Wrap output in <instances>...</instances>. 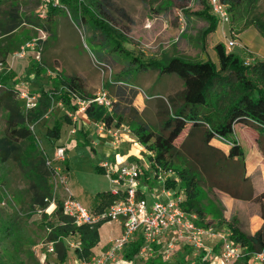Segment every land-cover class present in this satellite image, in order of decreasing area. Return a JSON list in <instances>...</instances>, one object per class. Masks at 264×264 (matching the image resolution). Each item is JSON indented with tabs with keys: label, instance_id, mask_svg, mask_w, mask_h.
<instances>
[{
	"label": "rangeland",
	"instance_id": "obj_1",
	"mask_svg": "<svg viewBox=\"0 0 264 264\" xmlns=\"http://www.w3.org/2000/svg\"><path fill=\"white\" fill-rule=\"evenodd\" d=\"M109 3L111 18L109 21L115 30L124 35L125 41L122 43L124 49L131 56L141 60L179 55L191 60L210 59L216 63L213 45L216 42L226 44L234 36L239 45L230 51L250 59L264 57V46L254 51L239 40L238 35L249 16V10L245 8L239 11L236 18H231L229 24L221 25L216 20L215 30L209 33L202 43L200 35L208 23L195 13L206 10L212 15L207 0H109ZM12 9L19 15L20 26L9 36L0 33V46L12 48L0 67V73L6 71L11 75L7 86L32 94L39 87L51 89L54 78L59 74L71 76L81 73L87 80L90 95H94L102 83L116 79L119 69L124 64L121 57L112 61L110 56H107L105 59L109 61L111 72L107 71L102 75L91 62L92 59L99 60V47L91 42L84 25L80 23L79 15H75L72 9L61 6L48 21L39 0H0V22L7 20V12ZM256 12H264V0H258ZM37 36L43 37L38 45L26 48L23 57L12 58L13 52ZM36 65L45 71L34 75ZM131 78L129 81L141 89H138L139 96L131 105L118 103L117 110L122 115L123 124L116 127L114 120L109 128L119 129L121 143L115 146L111 157L117 168L131 162L130 159L133 158V162L140 166V179L144 180L143 172H146L148 182L151 181L157 188L154 173L159 171L149 166L147 150L137 141L128 126L135 127L136 121H139L148 125L154 133L158 132V123L162 115L158 108L160 98H156L155 95L161 94L165 99L174 97L182 85L174 75L158 80L154 71L134 74ZM2 91L3 86H0V93ZM114 107H117V104L112 100L111 109ZM50 111L46 113V118L44 116V119L34 125L38 150L43 151L45 157L52 161V166L59 167L60 176L63 177L62 183L59 177H48V190L56 206L57 202L65 197L63 190L67 188L76 202L94 212L104 192L122 189L121 186L114 184L106 173L97 169L103 161L113 167L107 155L110 150L109 141L100 136L102 134L97 135L96 130L92 129L98 121L90 120L89 124L84 126V129L90 131L86 136H78L74 135L76 132H69L68 127L62 122V115L65 112L62 105L54 102ZM5 117L6 111L0 107V139L3 137ZM54 118L62 123L57 141L64 147L63 161L54 160L56 145L48 143L43 135L45 127L52 125ZM187 129L173 142L175 151L170 161L173 167L183 169L184 166L191 165L192 169L197 170L200 203L207 210L205 214L211 216L210 220L205 218L202 220L203 225H210L216 231L224 233L226 222L232 221L239 231L250 235L253 204L234 198L225 200L227 197L225 195H230L229 191L232 189L236 195L240 194V183L237 181L224 182L223 188H213L215 183H218L210 179L214 163H211L213 162L211 159L207 160L204 167L199 163L198 155L199 151L204 149L203 145L197 140L186 139ZM114 154H119L121 159L115 158ZM47 205L43 206L34 195L30 181L17 162L12 158L0 160V264L70 263L74 256V245L81 246L83 240L88 237V231L86 228H78L71 221L70 226L65 225L66 223L59 218L60 215H56L55 212L51 216L43 217L44 214L47 215L44 212ZM51 209L52 206L48 210ZM114 227V224H105L99 229L98 239L101 243L108 240L110 231L115 234ZM210 243L212 240L207 241V244ZM51 246L53 250L50 251ZM187 248V244H178L176 251L179 254L173 256L167 264H187L183 259L177 263L174 258L180 257V252H186ZM160 249V244L152 245L149 254H137L132 264H144L145 257L150 255H157L161 260ZM93 254H98V251L92 250ZM247 264H264V261L256 263L249 261Z\"/></svg>",
	"mask_w": 264,
	"mask_h": 264
},
{
	"label": "trees",
	"instance_id": "obj_2",
	"mask_svg": "<svg viewBox=\"0 0 264 264\" xmlns=\"http://www.w3.org/2000/svg\"><path fill=\"white\" fill-rule=\"evenodd\" d=\"M221 1L227 6L231 18H236L242 8L249 10V16L243 28L254 27L264 39V12H256L258 0ZM61 6L69 7L75 15H79L80 23L84 25L91 42L99 47L98 61L109 66L110 69L109 61L105 59L107 56H110L112 61L121 57L124 62L116 79L104 84L105 90H108L115 98L114 102L117 107L108 111L103 106L90 102L82 112L85 118L89 121L104 122L107 128L116 120L114 125L119 127L123 121L121 113L117 110L118 103L123 102L129 106L138 94V89L135 87L138 85L129 81V79L132 80L131 77L134 74L154 71L158 80L174 75L181 82V90L174 97L166 99L164 96L156 97L160 98L158 99L160 112H158L162 115L158 123V132L154 133L148 125L139 121H136L135 127L128 126L137 141L150 153L147 155L149 166L156 171L171 170L174 176L165 180L166 188L177 192L182 191L185 196L182 203L183 208L197 215V224L209 226L202 223L205 211L201 207L199 198L197 170L192 169L191 165L184 166L183 169L176 168L170 161L175 151L173 142L187 129L186 127H189L185 138L197 140L204 148L199 151V163L203 166L208 159L214 163L210 179L218 182L215 186L223 188L224 182L237 181L240 183V194L236 195L232 189L229 191L232 196L252 198L251 181L245 176L243 150L233 138V127L236 124L247 125L256 130L259 134L258 145L264 151V58H254L251 62L245 63L242 55L227 50L223 42H216L212 47L216 63L210 59L191 60L179 55H164L159 59L144 61L131 56L124 49L122 45L125 41L124 35L115 30L109 21V0H48L44 10L48 21ZM195 14L208 23L200 35L201 42L204 43L206 36L216 28V18L208 14L206 10ZM7 15V20L0 22V33L5 36L11 35L21 23L15 9L8 11ZM3 47L0 46L1 63L5 61V57L12 49ZM40 71L45 70L36 65L34 75H38ZM9 80H11L10 74L6 71L0 73V86H3V91L0 93V107L6 111L3 137L0 139V160L5 161V159L12 158L17 162L30 181L34 195L43 206H46L48 199H52L48 190V177H52V173L46 164L43 151L38 150L35 135L29 129V125L38 123L50 111L54 102H59L68 113H74L77 109L76 98L88 100L93 95L85 89L81 76L59 74L57 78H54L51 89L39 87L37 91H34L38 93L35 107L25 111L23 101L21 102L17 97L18 89L7 86L6 83ZM68 113L64 112L62 115L64 125L72 124ZM52 121V125L45 127L43 135L48 143L55 145L60 137L62 123L55 118ZM72 125L76 126L75 123ZM82 126L79 123L77 131L81 132L82 136H86ZM213 138L229 146L227 153L210 145V140ZM130 160L133 161V158ZM111 162L114 164V160ZM97 169L105 173L103 167L98 166ZM143 176L147 181L146 172H143ZM220 182L223 184H219ZM118 198L120 196L112 195L110 190L104 192L95 211H102L104 207ZM262 198H264V193L253 197L254 200L260 202V216L264 219ZM60 204L57 202L55 214L60 215L59 218L66 223L65 225L70 226L71 220L61 214ZM47 216L43 215V217ZM102 223L103 221H99L93 226L86 224L78 226V228H86L88 237L83 240L81 246L73 250L74 257L89 258L92 255V248L99 241L98 228ZM225 227L230 238L244 248L246 256L242 259L243 263L247 264L253 253L264 250V226L252 235L239 231L232 221L226 222ZM142 245V238L136 236L124 246L121 252L122 257L125 260H133ZM175 262H180V259H176ZM144 264L167 263L162 262L157 255H150L145 257Z\"/></svg>",
	"mask_w": 264,
	"mask_h": 264
},
{
	"label": "built area",
	"instance_id": "obj_3",
	"mask_svg": "<svg viewBox=\"0 0 264 264\" xmlns=\"http://www.w3.org/2000/svg\"><path fill=\"white\" fill-rule=\"evenodd\" d=\"M39 1L41 9L44 11L48 0ZM207 3L212 15L221 25L229 24L231 16L227 6L221 0H207ZM42 36L33 37L20 46L18 51L13 52L12 58L23 57L25 49L38 45L39 40L43 38ZM237 45L239 43L235 36L225 44L226 49L229 51ZM243 58L245 63H249L254 59ZM91 62L102 75L107 71L111 72L110 67L102 62L95 59H92ZM1 65L0 62V67ZM17 97L23 101L25 111H29L35 107L38 95L18 90ZM75 102L77 104L76 111L68 114L72 121H75V115L83 112L90 102L103 106L108 111L112 108V100L107 90L104 89L103 83L91 99L76 98ZM29 129L34 133V124H30ZM95 129L98 134H106L112 137L113 142L118 145L121 138L119 129L107 128L105 123L101 121L95 124ZM74 132L75 128H72L71 133ZM35 141L38 144L36 138ZM146 152L150 154L148 151ZM63 159L64 147H56L54 160L63 161ZM46 164L51 170L52 178L59 177L62 183L63 177L60 176L59 167L52 166V161L47 158ZM99 166L105 169L106 175L114 184L122 187V189L110 190L112 195H118L120 198L104 207L102 211L90 212L76 202L68 189L64 188L65 197L60 201V209L62 215L68 217L71 223L77 227L84 224L93 226L99 221H103V223L114 222L120 225V233L108 239V246L103 252L91 255L89 258H76L73 256L70 264H132V260H125L121 252L126 243L136 236H140L143 240L139 253L147 255L152 250V245L160 244V257L164 263L169 262L177 253V245L184 243L188 245L191 256L194 257L195 261L191 264H243L242 259L246 256L245 250L239 243L230 238L227 230L222 233L216 231L210 225L201 226L197 224V215L194 212L186 211L182 206L185 199L182 191L177 192L166 188L165 180L173 178L171 170L159 169L157 170L158 173H154V179L160 184V187L150 195L152 200L148 201L139 187L141 170L136 162L131 161L122 164L114 171L111 170V166L106 161L101 162ZM164 175L165 177H163ZM154 195L156 196L153 197ZM50 206H52V209L49 211ZM56 209L57 206L52 198L50 201L48 200L44 212L51 216ZM208 240H212V243L207 244ZM78 247L79 245H74V249ZM49 250H53V247H49ZM250 261L255 263L264 261V250L253 253Z\"/></svg>",
	"mask_w": 264,
	"mask_h": 264
},
{
	"label": "crops",
	"instance_id": "obj_4",
	"mask_svg": "<svg viewBox=\"0 0 264 264\" xmlns=\"http://www.w3.org/2000/svg\"><path fill=\"white\" fill-rule=\"evenodd\" d=\"M238 37L240 38L239 40L243 44H245L246 46H248L249 48H251L254 51L259 50V47L264 46V39L261 38V36L259 35V33L257 32V30L254 27L249 26V27L243 28V30L239 33ZM3 48H5V47H3ZM5 49H7V48H5ZM5 49H3V50H5ZM262 58H264V57H262ZM57 68L59 69L58 66H57ZM73 75H79L83 78L84 84H85V89L90 94L89 87H88L89 85H88L87 80L84 77V75L81 73H77V74H73ZM104 84H107V83H104ZM104 84H103V87L105 89ZM135 87H137V89H141L139 86H135ZM107 92H108L111 100H113V102H114L115 98L111 95V93L108 90H107ZM33 94L38 95V93H36V92H33ZM138 96H139V93L136 95V97H138ZM155 97H162V95L156 94ZM57 104L60 105L59 102H57ZM65 112L68 113V111H65ZM46 117H47V114L45 115V118ZM71 122H72V124L73 123H75V124L81 123V125H83L82 129L86 132V134L90 131V130L84 129V126L85 125L87 126L89 124V120H87L85 118V116L82 114V112L77 113L75 115V121L71 120ZM72 124L66 125L68 127L67 129L69 130V132H71L70 129L75 128V126ZM77 128L78 127L75 128L76 133L74 135L79 136V135H81V132L77 131ZM92 129L96 130L95 127ZM115 129H117V128H115ZM96 133H97V131H96ZM97 135H99V134L97 133ZM103 135L104 134H102L100 136L105 137L109 141L110 150H109V153H107V155H108L109 159L112 161L114 159H113V157H111V154H112V152H113V150L117 144H115L113 142L112 137L107 136V135L103 136ZM233 138L237 141V143L240 144V146L243 150V154H244V158H245V176L247 178H249L251 181V190H252V193H251L252 196L251 197L252 198H250V199L239 198V196H232V194L229 195L226 193L227 195H225V196H227V197H225V200H226V198H228V199L234 198V199H238V200L251 202L253 204L252 205L253 206L252 207L253 208V212H252L253 216L250 219V221H252L251 222L252 227H251L250 235H252V234H254V232L261 229L262 226H264V219H262L260 216V207H261L260 202L253 199V197H256L259 194L264 193V151L261 150V148L259 147L258 142H257V140L259 138L258 132L250 126L238 125V124L234 125V127H233ZM120 143H121V140L119 141L118 145ZM55 145H56V147L62 146V144L59 141H56ZM210 145L220 149L224 153H227V151L229 149L228 145H226L224 142H222L216 138H213L210 140ZM114 157L121 159V156L119 154H114ZM113 167H111V170L112 171L116 170L117 167L114 166V164H113ZM105 173H106V171H105ZM148 180L146 181L145 179L142 180L139 178V187L144 192V196L148 199V201H151L152 197L150 195L152 193H154V188L156 190L159 189L160 184L154 179V182H156L155 184L157 185V188H156L155 185L154 184L152 185V182L151 181L148 182ZM213 188L216 189V186H214ZM155 196L156 195H154L153 197H155ZM261 203L264 204V198H262ZM201 207L203 208V210L206 213L207 210L203 206V204L201 205ZM204 218L207 220H210L211 216L210 215L208 216L207 214H205ZM105 224H107V225L114 224L115 225V227H114L115 234H113L110 231L108 239L112 236L119 235L120 225H118L114 222L101 224V226L98 228V235H99V229L102 228V226ZM107 246H108V240L104 241L103 243H101L99 240L97 245L95 247H93L92 250L96 249L98 251V254H99V253L103 252L107 248ZM187 252L189 254H187ZM178 254H179V252H177L175 255L177 256ZM93 255H95V254H93ZM182 256H183V258H182ZM174 258H175V260L182 258V259L187 261V264H191L195 261L194 257L191 256V251L189 248H187L186 252H183V251H182V253L180 252V257H178V258L174 257ZM70 263H72V259L70 260Z\"/></svg>",
	"mask_w": 264,
	"mask_h": 264
}]
</instances>
